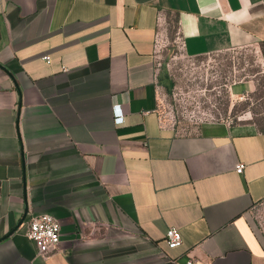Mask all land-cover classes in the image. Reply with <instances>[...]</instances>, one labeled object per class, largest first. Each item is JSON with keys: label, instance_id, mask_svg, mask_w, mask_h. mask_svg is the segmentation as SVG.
<instances>
[{"label": "crops", "instance_id": "0c3cea01", "mask_svg": "<svg viewBox=\"0 0 264 264\" xmlns=\"http://www.w3.org/2000/svg\"><path fill=\"white\" fill-rule=\"evenodd\" d=\"M166 32L264 64V0H0V264H264V130L165 120ZM40 212L61 227L45 254L26 235Z\"/></svg>", "mask_w": 264, "mask_h": 264}, {"label": "rangeland", "instance_id": "374dc122", "mask_svg": "<svg viewBox=\"0 0 264 264\" xmlns=\"http://www.w3.org/2000/svg\"><path fill=\"white\" fill-rule=\"evenodd\" d=\"M180 40L166 32L158 41L156 72L162 117L172 123L207 116L232 121L247 117L264 129V64L258 46L190 55ZM253 214L264 234V199L253 207Z\"/></svg>", "mask_w": 264, "mask_h": 264}, {"label": "built area", "instance_id": "2783aa9c", "mask_svg": "<svg viewBox=\"0 0 264 264\" xmlns=\"http://www.w3.org/2000/svg\"><path fill=\"white\" fill-rule=\"evenodd\" d=\"M161 35H159L158 41ZM181 41V46H184V43ZM158 46V42H156ZM157 50V47H156ZM47 59V55H42ZM113 112L115 114V119L121 121L123 119L124 111L121 109L120 104H115L113 106ZM204 119H220L219 117L207 116L199 119L198 121H193L194 123L199 122ZM243 169V163L237 162L235 165V170L241 172ZM60 222L52 214L47 212H40L30 216L28 222V228L26 230V235L32 239L38 248L39 253L45 254L55 248L60 240ZM165 239L169 247H175L181 242V233L180 231L173 226H170L165 231ZM182 264H209L208 262H196L192 257L186 258Z\"/></svg>", "mask_w": 264, "mask_h": 264}, {"label": "trees", "instance_id": "16d2710c", "mask_svg": "<svg viewBox=\"0 0 264 264\" xmlns=\"http://www.w3.org/2000/svg\"><path fill=\"white\" fill-rule=\"evenodd\" d=\"M264 130V129H263Z\"/></svg>", "mask_w": 264, "mask_h": 264}]
</instances>
